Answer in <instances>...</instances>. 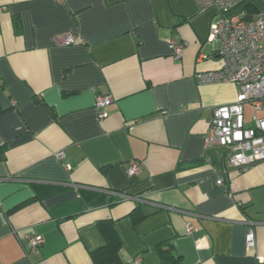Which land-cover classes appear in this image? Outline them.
Listing matches in <instances>:
<instances>
[{
	"label": "crops",
	"instance_id": "1",
	"mask_svg": "<svg viewBox=\"0 0 264 264\" xmlns=\"http://www.w3.org/2000/svg\"><path fill=\"white\" fill-rule=\"evenodd\" d=\"M243 12L263 14L264 0L223 15ZM221 16L196 0H0V264H95L102 221L123 264H162L166 243L181 264H264V162L227 169L226 148L204 144L214 108L238 93L197 78L223 67L210 37ZM68 31L75 43L61 44ZM172 37L187 44L180 60ZM99 95L113 98L104 119Z\"/></svg>",
	"mask_w": 264,
	"mask_h": 264
},
{
	"label": "built area",
	"instance_id": "2",
	"mask_svg": "<svg viewBox=\"0 0 264 264\" xmlns=\"http://www.w3.org/2000/svg\"><path fill=\"white\" fill-rule=\"evenodd\" d=\"M245 0H196L199 9L217 8L221 18L211 25V38H218L224 59L223 67L197 74L198 81L204 83L233 82L238 85V93L234 102L220 104L214 108L209 129L204 138L206 146L221 145L226 148L227 169L244 171L258 162H264V116L257 113L264 109V13L256 17L241 14L224 17V13L234 9ZM75 33L68 31L61 37V44H73ZM173 50V58L180 60L184 54L186 42L178 37L169 40ZM113 102L110 95H99L96 99L98 117L108 116L106 107ZM246 102H251L254 108V126L245 122ZM166 113V111H164ZM59 159L64 158L62 151L56 153ZM71 168L70 165H66ZM139 161L129 163L130 172H138ZM218 184L224 182L218 179ZM125 196V195H124ZM246 246L256 247V233L253 221L246 220ZM188 232L193 228L188 225ZM24 240L32 248H39L44 238L42 235H24ZM264 262V256L258 257ZM134 264H142L136 259Z\"/></svg>",
	"mask_w": 264,
	"mask_h": 264
},
{
	"label": "trees",
	"instance_id": "3",
	"mask_svg": "<svg viewBox=\"0 0 264 264\" xmlns=\"http://www.w3.org/2000/svg\"><path fill=\"white\" fill-rule=\"evenodd\" d=\"M106 242L91 251V257L95 264H123L122 239L114 223L102 221L99 224ZM162 264H181V257L176 255L170 243L160 245L158 248Z\"/></svg>",
	"mask_w": 264,
	"mask_h": 264
}]
</instances>
